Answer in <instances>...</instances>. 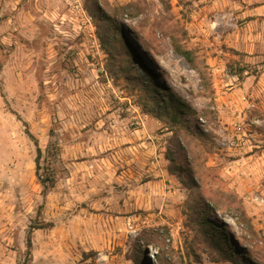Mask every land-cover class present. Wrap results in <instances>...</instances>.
Returning <instances> with one entry per match:
<instances>
[{"label":"rangeland","instance_id":"obj_1","mask_svg":"<svg viewBox=\"0 0 264 264\" xmlns=\"http://www.w3.org/2000/svg\"><path fill=\"white\" fill-rule=\"evenodd\" d=\"M260 198L264 0H0V264H264Z\"/></svg>","mask_w":264,"mask_h":264},{"label":"trees","instance_id":"obj_2","mask_svg":"<svg viewBox=\"0 0 264 264\" xmlns=\"http://www.w3.org/2000/svg\"><path fill=\"white\" fill-rule=\"evenodd\" d=\"M172 46L174 48V50L181 55L182 57L185 58V60L189 63V65L191 67H193L194 69L198 70V67L195 64V61L191 55V52L188 49L183 48L182 46H180L175 40H172ZM153 90H156V88H152ZM164 101V97L161 98ZM36 152H37V156H36V167L38 168L39 166V158L41 156V151L39 149V147H36ZM185 162V160H184ZM51 172L47 170V176H50ZM52 180H50V183L52 185ZM43 185V188L46 189V185L43 184V182H41ZM237 212L238 209H237ZM209 213V209L207 208V206L205 204H202L200 207V210L198 211V215L200 216V218H198L199 220V224L205 234V236L209 239V241L211 242V245L220 253V255L226 259L227 261L233 262V263H240L239 261H245L246 255H248V251L246 252H239V250H237L235 248V246L232 244L231 240L229 239L228 234L224 231L223 228L215 225L214 223H212L211 221H209L207 219V215ZM239 217L241 222L246 224V230L247 232L253 237L256 238L257 241H262L264 242V238L263 236L259 237L258 236V232H256L254 230V228L252 227V225L250 224V222L248 221L247 217L245 216V214L243 212H239ZM31 231L33 229H38L40 228V226H31ZM26 247H27V253H30V248H31V238L30 235H28L27 239H26ZM140 249V248H139ZM143 249H145L143 247ZM140 252L142 253V250H138L139 255L143 256V254H140ZM140 259V257H139Z\"/></svg>","mask_w":264,"mask_h":264},{"label":"built area","instance_id":"obj_3","mask_svg":"<svg viewBox=\"0 0 264 264\" xmlns=\"http://www.w3.org/2000/svg\"><path fill=\"white\" fill-rule=\"evenodd\" d=\"M233 130H234V135L225 142V145L228 148H233L237 146L238 145L237 141L239 140L240 135L243 134L244 132V130H242V127L239 124H234ZM259 201L264 203L263 198H260Z\"/></svg>","mask_w":264,"mask_h":264}]
</instances>
